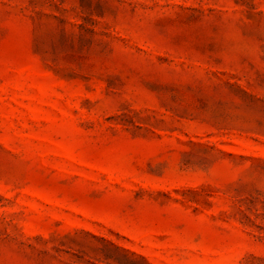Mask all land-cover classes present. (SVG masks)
<instances>
[{
    "label": "rangeland",
    "instance_id": "obj_1",
    "mask_svg": "<svg viewBox=\"0 0 264 264\" xmlns=\"http://www.w3.org/2000/svg\"><path fill=\"white\" fill-rule=\"evenodd\" d=\"M0 264H264V0H0Z\"/></svg>",
    "mask_w": 264,
    "mask_h": 264
}]
</instances>
